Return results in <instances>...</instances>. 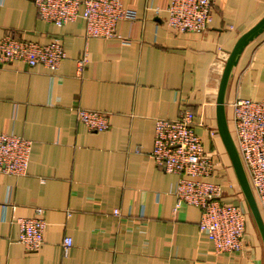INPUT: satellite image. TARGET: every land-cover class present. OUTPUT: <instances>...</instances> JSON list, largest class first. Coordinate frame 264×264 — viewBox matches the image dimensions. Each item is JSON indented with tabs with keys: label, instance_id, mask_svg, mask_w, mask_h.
Segmentation results:
<instances>
[{
	"label": "crops",
	"instance_id": "crops-1",
	"mask_svg": "<svg viewBox=\"0 0 264 264\" xmlns=\"http://www.w3.org/2000/svg\"><path fill=\"white\" fill-rule=\"evenodd\" d=\"M170 1L124 0L138 19L120 21L119 37L103 39L86 38L83 18L57 26L40 19L33 0H0V37L44 44L60 38L67 53L56 70L0 63V131L33 141L26 175L0 172V264H264L217 122L225 64L264 17V0H213L204 33L170 27ZM86 48L89 61L79 70ZM237 98L264 100V31L245 47L227 86L231 132ZM77 108L107 113L109 129L90 131ZM183 110L195 115L224 201L249 216L243 252L217 253L199 229L202 210L176 209L179 176L152 156L156 120ZM37 208L46 228L32 251L20 242L15 217H34ZM68 236L73 245L64 254Z\"/></svg>",
	"mask_w": 264,
	"mask_h": 264
},
{
	"label": "built area",
	"instance_id": "built-area-1",
	"mask_svg": "<svg viewBox=\"0 0 264 264\" xmlns=\"http://www.w3.org/2000/svg\"><path fill=\"white\" fill-rule=\"evenodd\" d=\"M41 20L63 26L83 18L86 38L119 37L120 21H135L138 13L124 0H33ZM168 25L179 32L204 33L214 14L213 0H171ZM67 57L60 38L49 43L29 41L15 35L0 37V63L21 62L28 67L43 65L56 70ZM89 61L86 48L78 61L83 70ZM233 137L260 208H264V100L237 98L232 103ZM77 118L90 131L109 129V115L103 111L77 108ZM33 141L15 133L0 131V172L24 176L28 172ZM152 156L167 173L179 176L175 194L177 206L188 204L202 210L199 229L214 243L217 253H240L246 249L248 214L237 204L224 201V188L215 182V164L206 153L195 130V115L181 111L176 119L158 118L155 123ZM118 214V211H115ZM20 242L35 251L44 243L46 221L43 209L34 217H15ZM72 237L63 241L67 254Z\"/></svg>",
	"mask_w": 264,
	"mask_h": 264
},
{
	"label": "water",
	"instance_id": "water-1",
	"mask_svg": "<svg viewBox=\"0 0 264 264\" xmlns=\"http://www.w3.org/2000/svg\"><path fill=\"white\" fill-rule=\"evenodd\" d=\"M263 31H264V17L255 26H253L249 31L244 33L237 40L235 46L230 52L229 58L227 59L221 77V82L218 92L217 122H218V133L220 134L224 146L226 148V151L230 157L232 166L234 168L249 213L258 229V232L261 236L264 246V220L262 217L260 206L257 202V199L251 187L248 175L246 173L240 153L235 143V139L230 129L227 112H226V101H225L227 86L239 57L241 56L245 47Z\"/></svg>",
	"mask_w": 264,
	"mask_h": 264
},
{
	"label": "rangeland",
	"instance_id": "rangeland-1",
	"mask_svg": "<svg viewBox=\"0 0 264 264\" xmlns=\"http://www.w3.org/2000/svg\"><path fill=\"white\" fill-rule=\"evenodd\" d=\"M232 120V119H231ZM231 126H232V123H231ZM244 197V196H243ZM245 200V199H244ZM251 216V215H250Z\"/></svg>",
	"mask_w": 264,
	"mask_h": 264
}]
</instances>
